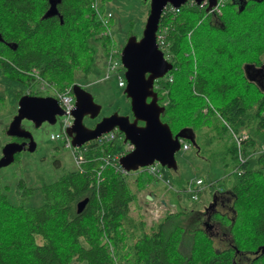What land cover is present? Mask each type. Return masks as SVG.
Here are the masks:
<instances>
[{"label":"trees","instance_id":"1","mask_svg":"<svg viewBox=\"0 0 264 264\" xmlns=\"http://www.w3.org/2000/svg\"><path fill=\"white\" fill-rule=\"evenodd\" d=\"M111 1L59 0L58 14L46 17L49 0H0V114L34 88L32 68L55 90L72 95L76 72L102 73L99 48L105 57L121 52L112 34H105ZM161 29L168 30L173 64V81L160 80L161 89H155L164 106L161 119L174 134L185 132L189 144L196 145L203 130L214 131L209 135L219 145L211 157L230 169L220 189L229 184L234 215L215 211L211 219L226 229L227 247L216 248L214 224L201 219L198 227L185 228L192 211L178 208L152 227L131 216L138 192L155 179L130 172L136 175L131 182L130 174L105 165L104 155L125 143L118 131L121 139L89 144L82 170L65 171L51 183L40 179L38 206L29 203L36 188L20 179L13 204L0 179V264H264V157L248 155L264 139V0H226L222 14L210 12L208 3L166 9ZM230 129L247 135L244 165L234 140L221 143L228 133L232 137ZM238 166L244 173L233 174ZM174 183L181 190L187 185L178 176Z\"/></svg>","mask_w":264,"mask_h":264},{"label":"rangeland","instance_id":"2","mask_svg":"<svg viewBox=\"0 0 264 264\" xmlns=\"http://www.w3.org/2000/svg\"><path fill=\"white\" fill-rule=\"evenodd\" d=\"M149 9L150 3H145L143 0H113L107 4V10L113 15L110 31L118 49H122L130 37L135 36L138 39L142 37ZM96 59L98 66L102 69V73L99 76L93 74L87 76L81 72H76L75 78L76 83L83 86L86 91L92 94L95 102L102 107L97 120H101L103 117L110 116L115 112L120 115L132 114L130 100L126 97L125 88L118 86L115 75H107L106 64L108 61L103 55L101 48L98 50ZM163 80H166V78ZM202 97L206 102L210 103L212 101L211 103H213L211 96H209L210 99L203 95ZM16 108V106L7 105L0 114V157L2 156L3 147L14 141V138L7 134V129L17 113ZM205 109L208 111V108ZM90 121L84 120L85 124H88ZM224 124L225 126H229L227 123ZM22 126L32 134L36 143V149L33 152L28 150L22 151L15 161L8 166L0 168L2 190L7 194L11 203H17V183L22 179L29 187L36 188L29 203L32 206H38L43 201L42 194L37 188L39 185L38 181L44 179L48 183L54 182L65 171H75L78 169V166L73 151L67 149L62 142L53 141L50 138L51 135L61 131L59 117L55 124L44 122L39 127H36L32 122L24 120ZM202 132L196 138L197 146L191 141L189 150H179L176 153L177 172L172 169H166V171L175 187H177V184L174 183L175 176L180 177L181 181L187 185L199 178L203 179L205 184L208 185L200 193L197 201L191 200L189 193H181L184 206L178 207L184 211H192L190 217L184 219L187 221L185 224V228L187 229L198 227L202 221L214 224L215 227L211 229L210 234L213 237L216 248L221 250L228 245L227 239L224 236L226 229L216 220L213 221L211 215L215 211L227 214L230 217L234 215V211L230 205L232 201L227 203L223 201V204L216 203V199L220 198V188L223 187L221 186V180L229 174L230 169L216 162L215 157H211L216 151L217 145H219L216 142L214 143V139L209 135L212 132L214 134V131L208 134H206L207 130H203ZM234 133L237 134L235 131ZM232 140V137L228 133L221 143ZM198 147H201L200 152L198 151ZM56 160H59L60 167L55 165ZM135 176V174H130L128 180L133 182L136 178ZM212 182H214V186H209ZM157 185L159 187V194L161 192L169 195L174 194V191L168 189L162 182H158ZM224 188V192L229 193V184L224 186ZM211 206H213L214 210H208ZM136 208L131 204V216L136 219L143 217L148 227H152L160 221V219H152L146 208L142 211ZM168 212L175 214L177 210L169 207ZM183 249L186 253L189 252L188 248L185 247ZM77 264L85 263L78 262Z\"/></svg>","mask_w":264,"mask_h":264},{"label":"water","instance_id":"3","mask_svg":"<svg viewBox=\"0 0 264 264\" xmlns=\"http://www.w3.org/2000/svg\"><path fill=\"white\" fill-rule=\"evenodd\" d=\"M50 7L46 17L58 14L59 0H49ZM150 3L149 15L142 37H130L121 52L122 64L125 67L126 97L130 100V115L115 112L103 117L94 127H88L84 119H96L102 107L97 104L92 94L81 85L74 84L72 92L75 96L74 122L68 135L74 147H82L85 143L95 140L103 134L115 129L124 135L125 142H130L135 149L120 159L121 166L127 171H136L139 167L161 163L168 170H176L175 155L180 150L181 139L188 135L180 131L174 134L169 124L161 119L164 107L158 102L154 84L173 69L157 44V31L164 9L170 5L179 9L188 0H143ZM197 4L208 2V9L216 5V0H194ZM58 101L51 96L25 95L18 102L17 113L13 117L7 134L10 137L24 138L28 142H10L3 147L0 157V168L14 161L15 155L24 150L33 152L36 143L32 134L23 128L24 120L39 127L44 122L55 124L57 116L62 115ZM142 123V124H140ZM87 199L78 204V212H82Z\"/></svg>","mask_w":264,"mask_h":264},{"label":"built area","instance_id":"4","mask_svg":"<svg viewBox=\"0 0 264 264\" xmlns=\"http://www.w3.org/2000/svg\"><path fill=\"white\" fill-rule=\"evenodd\" d=\"M226 0H216V5L213 6L209 11L216 14H221L223 6L225 4ZM197 4L194 0H188L186 4ZM207 4V1L203 2L202 5ZM175 10L178 11L179 9L174 8L173 6L168 5L165 10ZM113 17L111 12L107 13L105 24L108 25L110 23V19ZM111 33V31L108 29L105 34ZM167 35L168 30L161 29L157 33V44L159 49L163 52L165 58L167 60L170 59V53L168 50L169 42H167ZM106 60L108 63L106 64V71L107 75H115L118 81V86L123 88L126 86V79L124 76V67L122 65L121 59H120V53L118 50H113L109 56L106 57ZM38 78L39 76L36 75ZM166 80L169 82L173 81V75H168L166 77ZM155 88L157 90L161 89V86L157 83L155 84ZM43 94V95H49L52 97H56V90L49 84L45 82H40L32 90L28 91V95L30 94ZM162 93L165 95L168 93L167 90H163ZM61 102V108L65 111V113L69 114L75 109V98L72 94L66 93V96L62 99H60ZM166 102L164 103V105ZM73 118L71 116H65L64 118L60 119V126L61 131L59 133L51 135V139L53 141H60L63 143V145L67 149H71L73 151V155L75 158V161L77 163L78 169L82 170V165L86 162V156L85 153L88 150L89 144L92 142H87L82 147H74L71 142V138L68 135V129H70L73 125ZM229 127V126H228ZM232 138L237 146V157H238V164L244 165L247 161L248 157H245L243 152V143L247 139V135L245 132H239L237 134L230 129ZM117 130H113L109 133L103 134L95 142H98V145L108 144L109 142L114 141L115 139H121L122 136H119ZM260 147L257 149V151H253V153H249V158L252 155H261L264 157V139L259 145ZM190 146L187 143H183L181 150L187 151L189 150ZM135 149V146L130 142H125L122 148L118 151H115L113 153H108L104 155L103 162L105 165L113 167L115 171L119 172L120 174L127 175L129 172L124 169L120 164V159L124 155L130 153ZM140 173H145L151 177H153L156 181L162 182L165 184L168 189H171L175 192H181V190L174 187L172 184L171 178L168 176L166 169L160 165V163L155 162L151 165L141 167L139 168ZM233 174H241L244 173L243 169H236L233 170ZM214 182L210 183L209 186H213ZM208 185L205 184L203 179H196L195 181L190 182L186 188L183 190L184 192L189 193L191 200L197 201L199 199L200 193L204 190L205 187ZM169 209L161 202H151L150 207L148 208L149 215L152 219H161V217L168 211Z\"/></svg>","mask_w":264,"mask_h":264},{"label":"crops","instance_id":"5","mask_svg":"<svg viewBox=\"0 0 264 264\" xmlns=\"http://www.w3.org/2000/svg\"><path fill=\"white\" fill-rule=\"evenodd\" d=\"M155 182L158 183L159 181L156 180L148 181L144 185L143 189L138 192L137 200L133 203V205L137 207L136 209H140L142 211L144 208H146V210H148V208L150 207V203L153 201L163 203L164 205H166L168 209L169 207H173L175 210H178L179 208L178 206H184L181 195V193L183 192L181 193L174 192V194L172 195L163 194V192L159 194V187ZM224 191L225 188L221 189L220 198L216 199V203L223 204V201H226V203L231 202L230 193H225ZM208 210H214L213 206H211L210 209Z\"/></svg>","mask_w":264,"mask_h":264},{"label":"bare ground","instance_id":"6","mask_svg":"<svg viewBox=\"0 0 264 264\" xmlns=\"http://www.w3.org/2000/svg\"><path fill=\"white\" fill-rule=\"evenodd\" d=\"M28 74L32 77V78H34V80H33V86H36L37 84H39L40 82H45V83H47L42 77H41V75H40V73H39V71L37 70V68H32V69H30V71L28 72ZM36 75H38L39 76V78L36 76ZM47 84H49V83H47ZM50 85V84H49ZM66 93H69V94H71V92L69 91V90H66V91H57L56 90V97H55V99L58 101V104H59V106H60V108H61V102H60V99H62V98H64L65 96H66ZM54 98V97H53ZM18 109V108H17ZM62 109V108H61ZM62 111H63V114L62 115H58L57 116V119H58V117L60 118V119H62V118H64L65 116H71V118H73V120L75 119L74 118V116H73V111L71 112V113H69V114H67V113H65V111L62 109ZM204 112H207L206 111V109L204 110ZM85 120V119H84ZM74 122V121H73ZM85 123V122H84ZM17 138V137H16ZM97 139H95V140H92V142H95ZM13 142V141H12ZM244 155H245V153H244ZM245 157H247L246 155H245ZM248 159V158H247ZM242 169L241 167H237L236 169ZM145 174V173H144ZM145 175H147V174H145ZM147 176H149V175H147ZM151 177V176H150ZM169 211V210H168ZM166 212V213H169V212ZM165 213V214H166ZM164 214V215H165ZM169 214H174V213H169ZM164 215L162 216V217H164ZM161 217V218H162Z\"/></svg>","mask_w":264,"mask_h":264},{"label":"flooded vegetation","instance_id":"7","mask_svg":"<svg viewBox=\"0 0 264 264\" xmlns=\"http://www.w3.org/2000/svg\"><path fill=\"white\" fill-rule=\"evenodd\" d=\"M83 87V86H82ZM130 116H131V119H133V117H132V114H130ZM85 119H87V120H91L88 124H86L88 127H94L95 125H96V123L98 122V121H100V120H97L98 119V117L96 118V119H90V117L89 116H87ZM140 124H142V123H140ZM24 128V127H23ZM13 138H16V137H13ZM20 139V138H19ZM28 142V140H26V139H20V141H17V142ZM13 142H15V139H14V141Z\"/></svg>","mask_w":264,"mask_h":264}]
</instances>
